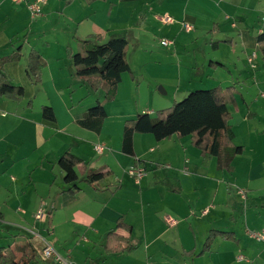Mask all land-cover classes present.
Here are the masks:
<instances>
[{"label": "crops", "instance_id": "crops-1", "mask_svg": "<svg viewBox=\"0 0 264 264\" xmlns=\"http://www.w3.org/2000/svg\"><path fill=\"white\" fill-rule=\"evenodd\" d=\"M186 1L189 3L191 0H106L93 3L89 0H75L70 5H66L65 0H46L42 15L33 18L26 2L0 0V61L16 52V47L27 35V40L22 42L24 43L23 58L4 66L10 82L23 87L25 96L22 102L0 97V192H5L7 196L5 201L7 207H11L16 199L34 194H37L39 204L48 205L47 214L50 216L48 232L50 240L52 241L53 238V241L50 242L47 239L49 237L46 239L41 237L46 244L52 245L63 259H68L70 264H108L109 261H112L111 264H264V243L253 238L254 234L264 232L263 143L260 142L256 146L254 151L258 150V152H255L256 156L250 160L251 162H247V149L243 156L237 157L233 162V173L217 170L215 158L206 167L203 166L201 153L193 147L190 137L174 136L158 142L150 134H135L136 158L122 153L126 121L133 120L142 113L154 118L156 112L160 111L158 108L157 111H151L142 103L134 105L132 101L137 89L145 85L151 88L156 82L143 75L141 78L137 76L138 71L141 73L144 71L143 60L147 50L144 47L143 38L146 37V33L143 24L147 26L145 25L147 16L157 12L155 19L160 20L161 14L176 17L175 19L171 16L175 23L171 24L173 29L170 28L167 34L181 32L184 22L191 23L194 29L197 28L200 19L195 12L188 7L179 12L177 7H173V3L185 4ZM200 1H206L214 7L206 26L209 28L212 26V30L216 25L214 33L209 34V37L218 43V47L213 50L211 45V49L218 55L222 52L223 45L238 47L234 74L241 77L245 74L246 78L240 81L238 76L237 82H234L233 77L229 79L221 71L222 69H212L209 66L210 62L205 65L204 60L202 67L199 68L195 56L196 50L188 59L190 64L183 69L179 68L178 76L181 77L183 70H187L188 75L186 79H182L183 84L187 83L198 89H212L218 86L226 89L236 83V89L243 99L241 101L252 108L255 102L250 96L243 95L242 89L245 87L244 90L248 92L249 88L257 85L264 90V56L258 51L256 42V36L264 32L262 19L264 16H261L264 0ZM223 13H225L224 19L220 17ZM258 19L263 21L261 26L258 25ZM177 27L180 30H174ZM94 35L100 36L102 42L111 38L127 37L130 42L128 52L131 48L134 52L133 64L128 60L134 79L128 73L122 75L116 99L105 107L107 118L100 135L80 128L75 122L80 120L84 112L93 107L97 101H102L105 94L102 90L94 93L84 85L76 77L75 67L67 56L68 50L73 53L79 50L76 39L84 40ZM170 41L173 42L172 47H174L175 41ZM31 50L39 52L46 61V67L42 72V83L39 86L34 85L26 73ZM175 51L165 55L166 59L177 55ZM219 60L223 64L224 61ZM156 63L162 64L161 60ZM146 64L149 68L152 67L153 62L148 61ZM248 75L250 76L247 77ZM248 78L253 79L251 86L247 83ZM183 92L189 91L183 90ZM236 99V108H239L241 102L238 97ZM30 101L33 102L32 108L28 107ZM43 106L53 108L56 122H49L42 117ZM97 148H103V151H98ZM67 151L83 159L91 169L109 167L114 173L94 187L80 184L83 191L78 196H72L80 199L86 193L89 198L88 204L93 209L98 205L104 207L111 197H118L124 193L126 188L124 180L132 181L128 175L129 170L134 167L135 160L142 161L140 167L148 170L149 176L152 177L144 184L143 181L147 176L143 178L129 196L136 203L145 201L147 205H153L154 212L151 214L161 209L166 224L168 219L175 221L169 229H158L161 234L143 239L148 247H156L155 251L158 250L156 253L147 251L140 254L141 248L135 236L136 228L128 221V212L117 214L113 227L108 228L98 241L93 236L89 237L85 234L80 236L84 242L82 244L87 245L81 260L74 259L71 250L67 251L64 248V242V244L60 243L62 251L56 246L59 240L56 241L55 229L51 224L59 207L57 205L54 207V201L48 202L52 199L61 202L64 197L69 196L61 193L68 188L66 185L60 190L57 188V191L53 190L54 184L62 175L57 170V162ZM31 156L34 158L33 161H29ZM40 162V167L45 169L44 189L40 188L36 179V172L40 168L37 166ZM76 170L80 179H83L85 176L83 167L79 166ZM23 174L28 183L25 188H21ZM188 179L199 183L201 189H206L207 183L214 184L215 180L218 181L212 199V208L207 207L210 211L207 208L203 210L200 218L192 211L191 201L188 202L186 198L189 190L186 188ZM115 180L119 182L114 186ZM34 181L39 186L34 187ZM149 181H152V184ZM160 181L166 184L161 192L158 190ZM29 184L33 189L29 188ZM230 187L232 192H229ZM194 190L190 188L189 192ZM60 208H63L62 204ZM206 210L208 213L204 214ZM122 215H125V223L133 227L131 237L138 249L133 254L109 255L105 252L107 234L116 227L117 220ZM176 216L187 223L186 228L180 226ZM201 218H205L206 223L201 222ZM0 221L6 222V214L2 209ZM175 226L180 228L175 229ZM211 230L232 232L239 240L234 243L218 237L213 241L210 252L200 256ZM120 232L125 235L123 231ZM162 232H168L170 235ZM18 237L22 238H14L10 232L0 229V247H9L16 251V246L21 247L27 240L24 238L25 234H19ZM80 239L76 238V244L81 243ZM34 240L30 241L37 248L38 256L31 264H40L43 258ZM172 246H174L173 258L167 253ZM240 254L244 256L242 262L238 261ZM48 264L57 263L54 260Z\"/></svg>", "mask_w": 264, "mask_h": 264}, {"label": "rangeland", "instance_id": "rangeland-1", "mask_svg": "<svg viewBox=\"0 0 264 264\" xmlns=\"http://www.w3.org/2000/svg\"><path fill=\"white\" fill-rule=\"evenodd\" d=\"M170 6V5H168ZM172 6V5H171ZM173 7H177L179 12L185 7H188V9L195 12V15L199 17V23L197 25V28L194 29V32L192 34L187 33L185 30H181V32L175 31L172 35L167 34L169 29H173V26L171 27V24H163L159 19H155V16L158 15L157 12L155 14H151L147 16V19L145 20V25L143 24V29L146 33V37L144 39L145 44V58L143 60V64H145L144 71L141 73L138 71L137 76L138 78H141V75L145 76L146 78H150L153 81H156L155 84H153V87L143 86L141 89H137V91L134 93V96L132 98L133 104H143L145 105L149 110L151 111H157L167 109L173 106L176 102H181L189 93L201 90L196 88V86H190L186 83L183 84L182 79H186L188 75L187 70H183V74L181 77L178 75L179 68H185L187 65L190 64L188 62V59L194 55L198 59L199 68L202 67V63L206 62L205 65H207L208 62L214 61L219 62L222 59L224 62L223 64L229 66V69L231 70V74L229 75L225 71L221 70L229 79H232L233 77L234 82H237L238 76L234 74L233 68L235 67L234 63L237 60L238 56V47L236 46H229V45H223L222 46V52L218 55H216L213 50L211 49L212 42H215V40L211 39L209 36V30L211 31L212 26L207 27L210 18V14L212 13V9L214 7L211 4H208L206 1H200V0H191L189 3L187 1L185 4H178L173 3ZM206 10V11H205ZM161 13H159L160 15ZM183 14V13H182ZM162 16H165L167 14H161ZM221 15V13H220ZM173 16L175 19L176 17ZM261 16H264V7L261 10ZM222 19L225 18V13L220 16ZM264 19V17L262 18ZM262 19H258V25L261 26L263 24ZM221 21V20H218ZM225 21V20H224ZM229 22V21H228ZM227 22V24H229ZM175 23V22H174ZM196 27V26H195ZM207 29V30H206ZM174 30H180L179 27L175 28ZM174 34H177L175 37H172ZM190 34V35H187ZM162 40H173L175 41L174 47H163L161 45ZM21 44L22 41H21ZM20 44V45H21ZM132 47V46H131ZM174 50L177 53L174 57H171L170 59H166L167 57L165 55H170ZM134 52L133 48H131L128 52V60L131 64H133L134 58H133ZM253 57H255L253 55ZM161 63H156V61H160ZM148 61H152L153 65L152 67L147 68L146 63ZM72 63L71 61H69ZM251 70V69H250ZM253 72V70H252ZM244 77L239 78L240 81L245 79V74H243ZM248 75L247 77H249ZM144 77V79H145ZM181 79V80H180ZM253 79L248 78V85L251 86V82ZM243 83V82H242ZM237 85V84H236ZM244 85V84H243ZM247 85V88L249 86ZM159 88H163V90L166 92V94H162L159 92ZM245 87L242 89V94L246 95V97L250 96V99L254 101V105L251 108L246 105L243 101H241V95H238L237 97L240 100L239 108L232 107L231 112L233 115V119L231 121L232 126L234 127L233 130L237 135L236 139V145L238 146H246L245 148L248 150V159L247 162H251L250 160L253 159V157L256 156L254 151L257 147V145L261 142L264 144V90L261 88H258L257 85L254 88H249L248 92H246ZM183 90L189 91L187 93H184ZM263 91V92H261ZM183 92V93H182ZM262 94V95H261ZM153 109V110H152ZM251 113L252 115L250 117H247L248 113ZM157 113V112H156ZM256 131H259L256 133ZM246 150V151H247ZM245 151V152H246ZM34 158L31 156L29 157V161H33ZM40 164H38L37 167H40ZM59 171V169H57ZM146 170V169H145ZM32 170H30L31 172ZM60 172V171H59ZM146 178L143 181V184L145 183L148 178H151L152 176H149L150 173L148 170H146ZM221 172V171H220ZM225 172V171H223ZM149 173V174H148ZM44 174L45 169L39 168L36 172V179L39 182L40 188L44 189ZM60 174H62L60 172ZM42 175V176H41ZM129 175V174H128ZM23 174L21 178V188H25V186L28 184L26 183V177ZM57 182L54 184V191H57V189H61V187L65 186L62 180V175H60ZM132 181L124 180L125 183V192L120 194L118 197H111L110 200L107 201V203L104 205V207H100L99 205L96 208H90L88 204V195L86 193L80 198H74L72 196L64 197L63 200L57 201L55 199H52V201L48 202L51 203L54 201V207L56 205L59 207V211L55 214L53 217V221L51 226L53 229H55V237L56 241L57 239L59 242L56 243V246L60 247V243H65L64 248L68 251L71 250V254L76 260H81L83 257V251L86 252L87 245L82 244V240L80 239L81 235L85 234L87 236H93V238L98 241L99 237L101 239V236L104 232L107 231L108 228L113 227L115 217L120 215V213L128 212V221H130L136 228V239L138 245H140L141 253L144 254V252L150 251L156 253L155 251L156 247H148L147 242L143 241L144 238L147 236L153 237L155 234L158 235V229L165 230L172 227V224H166L164 221V214L160 210L155 211V215L151 214L154 212L153 205H147L145 201H139L136 203L131 199L129 196V193L133 192L137 187V179L133 178L129 175ZM142 181V180H141ZM29 182V180H28ZM119 181H114V186ZM150 184H152V181H149ZM188 184L186 185V188L190 190V188H193L194 191L189 192L186 194V198L188 199V202L191 201L190 205L192 208V211L197 214V217H201V213L203 210H205L207 207L212 208V199L214 197L215 191H216V184L218 183L217 180H215V183H207L206 189H201L199 187V183L192 182L191 179L187 180ZM34 187L39 186L37 182H33ZM198 185V186H197ZM29 188L33 189L32 185H28ZM166 184L162 183L160 181L159 189L161 192V189H164ZM57 188V189H56ZM41 191V189H40ZM229 192H232L231 187L229 188ZM37 194H34V196L25 195V198L22 199H16L15 203L11 207H7L5 205V201L7 200V196L5 192H0V211L1 209L6 214V222L0 221V229L5 230L6 232H10V234L14 235V238L20 239L22 237H18L19 234H25L26 237H24L27 240H34L36 243V246L39 248L41 254H43V248L45 247V242L41 238L36 237L32 233H36L40 236H43L45 239L46 237H49L50 233L49 231V223H50V216L46 215L45 218L41 219L39 221L37 219L36 213L38 210H43L46 213H49L48 211V205L47 204H39L37 197ZM220 201V200H219ZM167 203V200H166ZM220 203V202H219ZM62 204V209L60 208V205ZM17 208H20L22 210H19ZM210 208H207L210 211ZM222 208V207H221ZM236 208H240L239 206H236ZM223 209V208H222ZM241 210V209H240ZM125 214V213H124ZM177 221L180 223V226H183V229L186 228V224L183 220H181V217L176 216ZM201 222L206 223L205 218H201ZM183 222V223H182ZM174 225V224H173ZM176 227V226H175ZM154 228V229H153ZM180 227H176L175 229H178ZM188 228V227H187ZM29 229V230H28ZM153 231H150V230ZM189 230V229H188ZM32 231V232H30ZM51 231V229H50ZM160 231V230H159ZM43 232V233H42ZM166 235H170L168 232H162ZM161 234V233H159ZM8 235V234H6ZM73 235V236H72ZM76 238H79L81 240V243L76 244ZM50 242V237L47 238ZM105 239V236L103 240ZM63 243V244H64ZM5 245V244H4ZM9 246V245H8ZM52 246V245H51ZM53 247V246H52ZM54 248V247H53ZM150 248V249H149ZM55 250V248H54ZM174 246L171 247V250L167 253L174 257ZM56 251V250H55ZM62 251V250H61ZM57 252V251H56ZM18 257L21 256L20 252H17ZM156 256V255H155ZM154 256V257H155ZM43 258V256H42ZM44 259V258H43ZM54 257H51L48 260H42L40 264H48L51 261H54ZM160 260V258H157ZM68 262V259H64ZM165 260V259H162ZM112 261H109L108 264H111ZM140 264V263H138Z\"/></svg>", "mask_w": 264, "mask_h": 264}, {"label": "trees", "instance_id": "trees-1", "mask_svg": "<svg viewBox=\"0 0 264 264\" xmlns=\"http://www.w3.org/2000/svg\"><path fill=\"white\" fill-rule=\"evenodd\" d=\"M74 1L65 0V4L70 5ZM89 1L93 3L106 0ZM215 27L216 25L209 31V34L214 33ZM26 40L27 35L22 38V42ZM256 42L258 51L264 56V32L256 36ZM76 43L79 50L76 53L68 50L67 54L75 67L76 77L92 92L97 93L102 90L105 97L87 109L83 117L75 123L82 129L100 135L107 118L105 107L116 99L118 87L122 82V75L128 73L134 79L127 59L130 42L127 37L111 38L102 42L100 36L94 35L84 40L76 39ZM225 43L229 44L230 42ZM23 45L24 43L16 47V52L0 61V97L14 102L23 101L25 90L23 87L10 82L4 66L7 63L18 62L23 58ZM217 47L218 43L213 42V50H216ZM209 66L214 70L222 69L229 75L231 74L229 67L220 62L211 61ZM45 67L46 61L41 54L31 50L26 73L34 85L39 86L42 83V72ZM238 95L240 93L236 89V83L226 89L220 86L212 89H201L189 93L185 99L174 103L172 107L158 111L154 118L147 113L139 114L135 119L125 123L122 153L136 158L134 151L135 134H150L158 142L171 139L174 136L178 138L190 137L193 147L201 153L203 166L206 167L215 158L217 170L233 173L234 160L243 156L246 151L244 146L236 145V135L231 124L233 115L230 107H237L236 97ZM28 107H33L32 101L29 102ZM251 115L248 113L247 116L250 117ZM42 117L49 122H56V114L50 106L42 107ZM141 163L142 161L135 160L134 168L140 167ZM79 166H82L85 171L83 179H80L76 170ZM57 167L62 173L63 183L68 186L61 193L74 197L83 191L80 184L84 183L94 187L98 182L114 174L109 167L91 169L83 159L69 151L59 158ZM39 211H42L44 218L48 215L41 209ZM120 231H123L125 235L121 234ZM132 234L133 227L125 223V215L120 216L116 227L107 234L105 252L109 255L135 253L138 246L133 241ZM218 237L234 243L239 240L236 234L232 232L211 230L199 255L210 252L213 241ZM17 252L21 253L20 257L17 256ZM37 256V248L29 240H26V243L21 247L16 246V251L9 247H0V264H31L36 261Z\"/></svg>", "mask_w": 264, "mask_h": 264}, {"label": "built area", "instance_id": "built-area-1", "mask_svg": "<svg viewBox=\"0 0 264 264\" xmlns=\"http://www.w3.org/2000/svg\"><path fill=\"white\" fill-rule=\"evenodd\" d=\"M15 2H26L28 9L31 13V15L33 16V18H38L42 15V10H43V6L46 3V0H14ZM161 22L163 24H173L175 22L174 18L169 16V15H165L162 16L160 18ZM264 21V19H263ZM182 28L183 30H185L187 33H191L193 31V25L191 23L188 22H184L182 24ZM161 45L163 47H172L173 46V42L170 40H162L161 41ZM255 56V55H254ZM98 151H103V148H97ZM147 172L144 168L142 167H138V168H131L129 171V175L132 176L133 178L137 179V183H139L145 176H146ZM208 213V210L204 211V214ZM44 218V214L42 213V211H39L37 213V219L41 220ZM168 223L169 224H175L174 220L168 219ZM33 235H35L38 238H41L40 235L33 233ZM253 238L259 242H263L264 243V232L262 233H256L253 235ZM42 239V238H41ZM43 240V239H42ZM46 244V243H45ZM51 257H54L55 262H57L58 264H70L68 263L66 260H64L55 250L54 248L49 245L46 244L44 249H43V258L44 260H48ZM238 261L242 262L244 261V256L243 255H239L238 257Z\"/></svg>", "mask_w": 264, "mask_h": 264}, {"label": "water", "instance_id": "water-1", "mask_svg": "<svg viewBox=\"0 0 264 264\" xmlns=\"http://www.w3.org/2000/svg\"><path fill=\"white\" fill-rule=\"evenodd\" d=\"M159 92H161L162 94H166V92L163 90V88H159Z\"/></svg>", "mask_w": 264, "mask_h": 264}]
</instances>
